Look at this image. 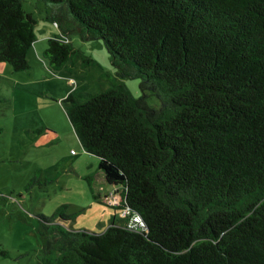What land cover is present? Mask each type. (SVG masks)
<instances>
[{"label": "trees", "instance_id": "obj_1", "mask_svg": "<svg viewBox=\"0 0 264 264\" xmlns=\"http://www.w3.org/2000/svg\"><path fill=\"white\" fill-rule=\"evenodd\" d=\"M23 1L0 0V62L14 71L36 40ZM41 1L62 32L102 39L116 68L102 73L109 87L63 102L112 206L128 212L100 232L63 227L59 210L40 216L38 264H264V0ZM43 55L54 73L93 63L56 33Z\"/></svg>", "mask_w": 264, "mask_h": 264}, {"label": "rangeland", "instance_id": "obj_2", "mask_svg": "<svg viewBox=\"0 0 264 264\" xmlns=\"http://www.w3.org/2000/svg\"><path fill=\"white\" fill-rule=\"evenodd\" d=\"M36 20V40L28 52L29 67L14 71L0 62V264H38L46 234L40 216L59 210L67 229L103 231L121 212L98 168V157L87 152L65 112L63 98L72 92H99L111 85L102 73L115 75L102 39H82L71 23L62 30L46 17L50 7L41 0H24ZM59 34L90 56L76 61L71 72H51L44 61L47 38ZM134 97L142 95L139 78L123 80ZM150 106L158 98L148 93ZM73 150V152H72Z\"/></svg>", "mask_w": 264, "mask_h": 264}, {"label": "built area", "instance_id": "obj_3", "mask_svg": "<svg viewBox=\"0 0 264 264\" xmlns=\"http://www.w3.org/2000/svg\"><path fill=\"white\" fill-rule=\"evenodd\" d=\"M112 196V195H111ZM110 196V198L112 199V200H110L111 201V203L112 204H116L118 201L115 199V197L113 196V197H111ZM127 210H125V209H123L122 211H121V216L122 217H125L126 216V214H127ZM132 221V222H131ZM141 225H142V221L138 218V217H132V218H130V220H129V223H128V226L129 227H136V228H139V227H141Z\"/></svg>", "mask_w": 264, "mask_h": 264}, {"label": "crops", "instance_id": "obj_4", "mask_svg": "<svg viewBox=\"0 0 264 264\" xmlns=\"http://www.w3.org/2000/svg\"><path fill=\"white\" fill-rule=\"evenodd\" d=\"M119 222H122V220L120 219Z\"/></svg>", "mask_w": 264, "mask_h": 264}]
</instances>
